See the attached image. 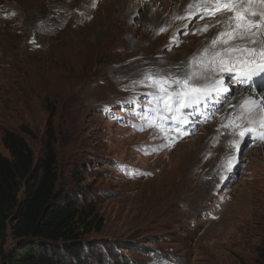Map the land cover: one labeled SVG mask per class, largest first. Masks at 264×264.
Here are the masks:
<instances>
[{"label":"rangeland","instance_id":"rangeland-1","mask_svg":"<svg viewBox=\"0 0 264 264\" xmlns=\"http://www.w3.org/2000/svg\"><path fill=\"white\" fill-rule=\"evenodd\" d=\"M196 4L0 0V151L9 154L7 130L28 141L37 161L50 143L60 192L93 209L94 227L81 236L86 264H264V141L241 137L249 124H239L232 109L242 89L264 91L221 73L229 91L186 109L189 123L177 131L172 121L163 130L148 126L153 89L134 83L148 71L183 72L233 16H186ZM156 14L164 25L150 28L147 16ZM224 146L237 154L230 171L231 159L214 175L199 169L217 160L204 154ZM185 157L194 181L188 188L179 175ZM202 200L208 204L200 212Z\"/></svg>","mask_w":264,"mask_h":264},{"label":"snow or ice","instance_id":"snow-or-ice-1","mask_svg":"<svg viewBox=\"0 0 264 264\" xmlns=\"http://www.w3.org/2000/svg\"><path fill=\"white\" fill-rule=\"evenodd\" d=\"M190 9L192 10L186 11L188 17L198 16L203 19L225 12H232L233 16L224 22L226 27L216 34L210 46L184 65L183 72L148 71L141 80L134 81L135 84H144L153 89L147 93L150 98L149 112L152 114L148 118L149 127L163 130L168 128L167 122L172 121L179 131L181 125L189 123L191 113L186 112V109L203 107L210 99L229 91L224 83V76L219 75L221 73H227L236 83L264 91V0H246V3L244 0H204L203 6L197 0V4L190 5ZM212 26L204 25L202 30L206 31ZM217 75L218 79L215 78ZM245 104L249 106L246 111L264 107L259 99L251 97ZM104 110L110 111L108 107ZM242 117L243 112L237 120ZM253 123L250 121L249 126L239 135L244 137L249 134L256 140L264 141V131L257 130L264 129V120L255 127L252 126ZM235 126L240 127L238 124ZM170 143H175V139H170ZM232 143L239 151L240 142ZM234 162L235 157H232L228 164L229 171Z\"/></svg>","mask_w":264,"mask_h":264},{"label":"trees","instance_id":"trees-1","mask_svg":"<svg viewBox=\"0 0 264 264\" xmlns=\"http://www.w3.org/2000/svg\"><path fill=\"white\" fill-rule=\"evenodd\" d=\"M2 143L9 154L0 151V264H86L81 236L94 227L93 209L60 192L50 143L43 161L19 133L5 131Z\"/></svg>","mask_w":264,"mask_h":264},{"label":"bare ground","instance_id":"bare-ground-1","mask_svg":"<svg viewBox=\"0 0 264 264\" xmlns=\"http://www.w3.org/2000/svg\"><path fill=\"white\" fill-rule=\"evenodd\" d=\"M125 7L126 6H124V8ZM82 11L85 14L88 12V9L82 8ZM69 14L71 15L70 18L73 17L72 19H75V20L78 17V14L76 16L74 15V11L72 13H69ZM81 14H82V12H81ZM151 15L153 16V14H151ZM58 17H59V14L57 16L52 15L51 20L55 21L56 18H58ZM147 18H148L147 26H149L150 28H159V27L164 25L163 23H161V17L158 16L157 14L154 16V18L153 17L151 18L149 15L147 16ZM114 20H115V18H114ZM180 22L181 21H178L175 24H180ZM79 25L76 22V26H79ZM118 25H120V22H118ZM113 26L115 27V25H113ZM53 34H55V33H53ZM130 41L134 42L135 39H130ZM145 44H148V43H145ZM224 83L227 86V83L226 82H224ZM249 97L254 98V99H259L261 101V103L264 104V98H263L264 95H262V93L256 92L255 89H254V91H251V90L246 91V90L242 89V91L239 92L238 97L235 99V106L232 109H233L234 114H235L234 118L236 119V121H238L239 124H242L244 127H246V124H249L250 121L254 122L253 126H256L259 124V121L264 119V107H255V108H252L250 111L245 110V109L249 108V106L245 104V101ZM242 105H243V107H242ZM241 112H243V117L241 119L237 120V117L240 116ZM216 150H218V148H214V149L212 148L210 153H207L206 155L204 154V157L211 156V158H213V155H216L217 160L210 162V163L209 162L208 163H205V162L200 163V165H201L199 167L200 170H203L204 168L210 167L208 169H210L209 171H211L214 175L215 172H218V171H221L222 169H224V167L228 163V161L232 157H234V156L236 157V155H237L235 152H233V150L230 149V147L224 146V147L220 148V151H216ZM185 161H186V163L183 166V168L179 171V175H181L183 177V180H184L182 183V186H184L185 188H188L192 185L191 183H194V181H192V174H190V170H189L191 168V162L192 161H191L190 157H185ZM189 180H190V182H189ZM170 184H172V183H170ZM224 186H226V184H224ZM209 187H210V182H208V181L203 183L202 185H199V195H203L202 191L204 189L209 188ZM168 190L176 191V185L172 184V188L170 186L168 188ZM178 194H179V192L176 191V193L173 194V196H177ZM176 199L177 198H175V200H174L175 202H173L174 204H177ZM207 204H208V202L206 200H202V204H201L202 209H199V211L200 212L204 211L203 209L204 208L206 209Z\"/></svg>","mask_w":264,"mask_h":264}]
</instances>
